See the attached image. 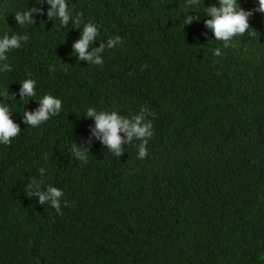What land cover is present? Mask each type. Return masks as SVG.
<instances>
[{
	"label": "trees",
	"instance_id": "1",
	"mask_svg": "<svg viewBox=\"0 0 264 264\" xmlns=\"http://www.w3.org/2000/svg\"><path fill=\"white\" fill-rule=\"evenodd\" d=\"M38 2L0 0V39L29 37L7 54L13 71H0V103L21 130L0 144V264H264L258 0H236L252 15L228 47L204 26L205 9L218 0L190 7L187 0H67L73 17L82 13L79 29L71 20L61 27ZM31 7L43 14L17 25L15 13ZM187 15L200 19L184 25ZM89 21L99 29L89 51L122 40L105 49L102 65L73 53ZM29 78L36 96L19 100ZM7 88L14 101L4 99ZM44 95L62 101L59 115L35 128L23 123ZM89 108L155 113L146 117L154 129L147 156L138 158L136 140L120 157L108 151L92 135ZM73 144L88 151L86 162L72 154ZM32 179L63 192L62 214L27 196Z\"/></svg>",
	"mask_w": 264,
	"mask_h": 264
},
{
	"label": "clouds",
	"instance_id": "2",
	"mask_svg": "<svg viewBox=\"0 0 264 264\" xmlns=\"http://www.w3.org/2000/svg\"><path fill=\"white\" fill-rule=\"evenodd\" d=\"M42 2L49 5L47 11L49 19H58L61 27H67L71 20L74 27L80 28L82 13H77L73 17L68 9L67 0H39L38 4ZM199 2L200 0H187V6L190 7ZM258 3V11L264 12V0H258ZM218 4L219 7L212 6L205 9V12L211 18L204 21V26L212 30L215 40L223 41L224 47H228L233 37L242 36L249 29L248 18L252 13L238 9L236 7V0H218ZM42 14L40 9L31 7L23 12L17 11L14 19L17 25L24 27L35 24L34 16ZM199 19V15L195 17L187 15L184 25H190L193 20L198 21ZM80 33V39L72 46L73 53L78 55L79 59L85 60L89 64L102 65L104 62L102 53L105 49H112L122 43L121 37L115 36L107 39L106 43L101 42L98 48H93L89 51L90 46L96 42V38L99 35L97 25L91 21L84 23ZM28 39L27 35L19 34L4 35L0 39V61L5 62L0 67V71H13L12 65L6 62L8 60L7 54L12 50L21 48L22 42H27ZM213 55L216 57L221 56V50L219 48L215 49ZM35 88V80L29 78L22 81L18 93L19 100L36 96ZM16 95L15 93L9 95L8 88L3 93L6 101H14ZM38 104L39 107L35 111L23 112V123L33 128L39 127L50 118L59 115L62 110V101L51 95H44ZM148 115L154 117L155 113L149 112L147 108H141L137 114L121 116L117 112H97L94 108H89L86 118H91L95 122L92 135L115 156L120 157L124 152V145H129L136 140L140 141L138 144V158L144 159L148 154L147 144L149 139L154 135L152 121L146 118ZM11 117L12 113L8 104L0 103V144L5 146L10 145L12 140L21 132L19 125ZM71 151L77 159L84 162L87 161L88 151L86 149L73 144ZM44 171L45 169L43 168L39 170L41 175ZM63 195L61 190L51 185L43 189L42 180L32 179L27 185L28 197H38L40 205L50 204L57 214H62L61 197ZM64 205L68 206L67 201L64 202Z\"/></svg>",
	"mask_w": 264,
	"mask_h": 264
}]
</instances>
